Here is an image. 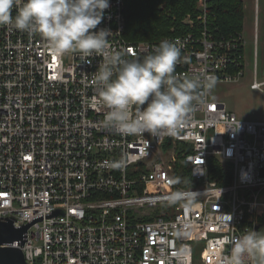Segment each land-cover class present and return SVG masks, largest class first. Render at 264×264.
<instances>
[{
  "label": "built area",
  "instance_id": "1",
  "mask_svg": "<svg viewBox=\"0 0 264 264\" xmlns=\"http://www.w3.org/2000/svg\"><path fill=\"white\" fill-rule=\"evenodd\" d=\"M109 2L98 29H110V46L128 59L169 40L181 51V80L245 75L243 31L214 35L209 0L186 15L187 32L139 42L125 38V0ZM255 55L259 119L239 117L212 87L199 90L172 135H121L102 125L92 82L99 57L59 58L38 35L0 27V218L31 223L23 245H5L20 247L28 264H226L232 240L264 224V80ZM179 153L199 187L176 182ZM175 192L184 200L170 205Z\"/></svg>",
  "mask_w": 264,
  "mask_h": 264
},
{
  "label": "clouds",
  "instance_id": "2",
  "mask_svg": "<svg viewBox=\"0 0 264 264\" xmlns=\"http://www.w3.org/2000/svg\"><path fill=\"white\" fill-rule=\"evenodd\" d=\"M109 6V0H0V27L38 35L59 58L69 53L82 60L99 57L92 82L106 109L104 128L121 135H172L193 110L199 90H210L215 78L179 79L175 70L181 51L169 40L160 41L142 60L128 59L127 49H113L108 39L112 31L98 29ZM183 200V193L175 192L167 203ZM191 204L184 201L185 207ZM225 261L264 264V232L245 230L232 240Z\"/></svg>",
  "mask_w": 264,
  "mask_h": 264
},
{
  "label": "trees",
  "instance_id": "3",
  "mask_svg": "<svg viewBox=\"0 0 264 264\" xmlns=\"http://www.w3.org/2000/svg\"><path fill=\"white\" fill-rule=\"evenodd\" d=\"M201 0H125V38L132 42L157 41L168 35L188 31L184 18L188 13H198ZM209 26L214 35L230 36L243 31L244 0H209ZM184 158L178 154L175 180L183 187H199L201 183L192 178ZM223 172H211L212 179L226 183Z\"/></svg>",
  "mask_w": 264,
  "mask_h": 264
},
{
  "label": "rangeland",
  "instance_id": "4",
  "mask_svg": "<svg viewBox=\"0 0 264 264\" xmlns=\"http://www.w3.org/2000/svg\"><path fill=\"white\" fill-rule=\"evenodd\" d=\"M244 13L245 75L237 82L215 83L213 91L214 96L226 103L239 117L255 120L262 114L263 93L252 89L250 84L256 50L258 79L264 80V0H244ZM259 231L264 232V224Z\"/></svg>",
  "mask_w": 264,
  "mask_h": 264
},
{
  "label": "water",
  "instance_id": "5",
  "mask_svg": "<svg viewBox=\"0 0 264 264\" xmlns=\"http://www.w3.org/2000/svg\"><path fill=\"white\" fill-rule=\"evenodd\" d=\"M30 226L31 223L16 227L13 219L0 218V264H28L20 247L5 244L21 241L23 245Z\"/></svg>",
  "mask_w": 264,
  "mask_h": 264
}]
</instances>
